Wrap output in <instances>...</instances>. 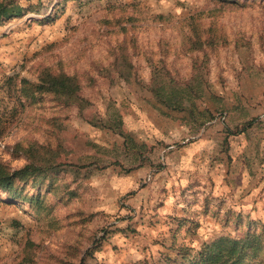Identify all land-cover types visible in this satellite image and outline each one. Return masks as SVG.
<instances>
[{
  "label": "rangeland",
  "instance_id": "rangeland-1",
  "mask_svg": "<svg viewBox=\"0 0 264 264\" xmlns=\"http://www.w3.org/2000/svg\"><path fill=\"white\" fill-rule=\"evenodd\" d=\"M8 2L24 14L0 21V49L10 51L0 63V162L12 171L62 165L54 187L64 198L48 195L53 212L37 218L0 190V264H181L185 246L199 251L224 236L256 231L264 243V0ZM195 29L203 51L191 50ZM46 68L76 76L89 105L16 99L20 80L36 82ZM161 72L167 83L156 96ZM182 125L192 129L187 142L204 129L213 137L203 164L218 174L196 180L205 192L193 199L201 213L186 241L149 243L140 226L124 223L149 181L128 177L170 147L160 135L181 146L170 134ZM225 174L232 193L219 182ZM252 262L264 264V250Z\"/></svg>",
  "mask_w": 264,
  "mask_h": 264
},
{
  "label": "trees",
  "instance_id": "trees-1",
  "mask_svg": "<svg viewBox=\"0 0 264 264\" xmlns=\"http://www.w3.org/2000/svg\"><path fill=\"white\" fill-rule=\"evenodd\" d=\"M23 14V8L8 0L0 1V21H8L14 17H21ZM194 32L195 36L189 37L190 46L193 48L191 50L203 51L206 41L202 40L197 29ZM163 75V72L155 73L152 78L151 90L156 96H158V89L167 83ZM198 77H203L200 69H196L195 78ZM8 81L12 82L13 78L9 77ZM170 83L177 85L172 80ZM16 86L18 92L15 95L16 99L25 98V102L30 105L44 103L48 99L64 107L89 105V102L81 95L82 86L76 76L64 72L56 73L51 68L43 69L36 82L22 78ZM192 87L187 85L182 88L183 91H188ZM247 126H252V123ZM61 168H63L62 165L46 166L33 161L12 171L0 162V190L7 195L11 203H28L35 217H48L55 206L49 202L48 195H54L58 201L64 198L58 188L54 187V178L59 175ZM67 194L70 195L69 192ZM263 250L261 234L251 231L245 238L221 237L210 244H205L199 251L185 246L178 253V259H182L181 264H253L252 261ZM227 251L230 254L229 258L225 256Z\"/></svg>",
  "mask_w": 264,
  "mask_h": 264
},
{
  "label": "crops",
  "instance_id": "crops-1",
  "mask_svg": "<svg viewBox=\"0 0 264 264\" xmlns=\"http://www.w3.org/2000/svg\"><path fill=\"white\" fill-rule=\"evenodd\" d=\"M8 51L6 48L0 49V63H7L10 60L8 57L10 51ZM214 129L217 128L213 127L210 130ZM191 131V128L182 125L181 131H174L170 134L175 139H178V135L179 138L183 139L180 142L181 146L171 145L173 141L171 138L160 135L157 140H164L165 145H170L169 150L162 148L164 144L161 148L158 147L152 155L153 158L151 157L152 163L149 162L150 164L145 165L147 168L143 166L144 168L128 177L131 182H137V180L145 177L149 181L146 188L139 189L137 194L130 200L129 203L133 209L132 219L124 221V223H134L140 226L144 237L149 240V243L156 240L162 241L163 246H167L175 242H185L186 240L183 238L188 235L189 227L194 226V223L192 224L189 220L197 221L200 219V208L195 206L193 199H195V196L197 198L201 197L205 192L204 187H200L201 192L198 191L196 180L206 183L212 176L218 174V166H216V171L213 173L211 172V164H203L204 161L211 160L213 137L209 134L206 135V132L203 135L204 129L196 137L197 139L187 142L189 141L188 138L192 137ZM233 149L234 146L231 141L228 152L230 155H232ZM239 161L241 163V173H247V170H244V162L249 161V156L246 153L244 154V151H242V157L239 158ZM234 162L237 163L236 160ZM225 163L226 160L222 161L221 164L224 165ZM227 178L230 184L231 179L229 178L231 177H227V174L220 178L219 182L224 183ZM214 181L217 185L218 179H214ZM227 184L228 181L225 182V188H222L223 192L232 193ZM214 194L216 196V193ZM197 229H200V226ZM192 232H195V228L189 233L192 235ZM196 232L197 237L200 239L201 231L196 230Z\"/></svg>",
  "mask_w": 264,
  "mask_h": 264
}]
</instances>
